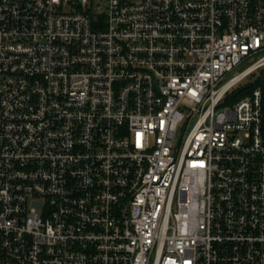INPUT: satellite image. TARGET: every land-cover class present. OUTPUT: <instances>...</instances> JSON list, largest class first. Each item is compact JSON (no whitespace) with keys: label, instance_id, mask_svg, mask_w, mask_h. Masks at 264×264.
<instances>
[{"label":"built area","instance_id":"built-area-1","mask_svg":"<svg viewBox=\"0 0 264 264\" xmlns=\"http://www.w3.org/2000/svg\"><path fill=\"white\" fill-rule=\"evenodd\" d=\"M0 264H264V0H0Z\"/></svg>","mask_w":264,"mask_h":264}]
</instances>
